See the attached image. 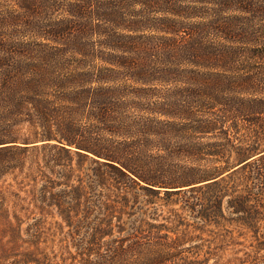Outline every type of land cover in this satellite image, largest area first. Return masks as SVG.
<instances>
[{"label": "trees", "instance_id": "1", "mask_svg": "<svg viewBox=\"0 0 264 264\" xmlns=\"http://www.w3.org/2000/svg\"><path fill=\"white\" fill-rule=\"evenodd\" d=\"M24 170L61 264H264V0H0V179Z\"/></svg>", "mask_w": 264, "mask_h": 264}, {"label": "rangeland", "instance_id": "2", "mask_svg": "<svg viewBox=\"0 0 264 264\" xmlns=\"http://www.w3.org/2000/svg\"><path fill=\"white\" fill-rule=\"evenodd\" d=\"M30 187L31 182L26 178L25 170L18 179L15 178V175L8 173L0 179V208L2 207L0 209V264H61V249L67 245V242L62 240L61 232V225L65 226V224L55 214L44 224L42 218L35 213L30 214L28 211V216H25L26 211L23 208H27L25 200H27ZM40 187L41 183H38L36 188ZM180 207L181 203L175 204V209ZM170 208H174V206L172 205ZM170 208L167 209L170 210ZM163 209L157 210L153 216L151 215L155 219L153 223L166 226L169 229L174 228L170 223L171 215L166 208ZM179 213H181L180 210ZM183 214L187 216V221H190L189 213L184 212ZM127 219L125 216V220ZM148 221L151 220L148 219ZM38 222H40V226H38ZM236 229L233 236L237 242L242 244L234 247L235 250H242L237 256H242L243 251L258 250L255 248L256 241L252 232H247L242 227ZM182 230L183 227L180 225L175 228L176 232ZM169 234L173 236L175 233L170 232ZM203 237L208 238L207 235H203ZM231 247L222 254L225 261L230 259L234 253ZM245 247H248L249 250H245ZM260 253L264 254V249Z\"/></svg>", "mask_w": 264, "mask_h": 264}]
</instances>
